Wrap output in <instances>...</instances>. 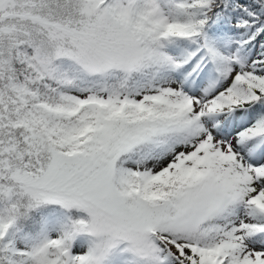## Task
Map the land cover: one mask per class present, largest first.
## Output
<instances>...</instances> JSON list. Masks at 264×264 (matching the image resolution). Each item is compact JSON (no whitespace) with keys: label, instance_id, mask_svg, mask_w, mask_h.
Instances as JSON below:
<instances>
[{"label":"snow or ice","instance_id":"1","mask_svg":"<svg viewBox=\"0 0 264 264\" xmlns=\"http://www.w3.org/2000/svg\"><path fill=\"white\" fill-rule=\"evenodd\" d=\"M0 264H264V0H0Z\"/></svg>","mask_w":264,"mask_h":264}]
</instances>
